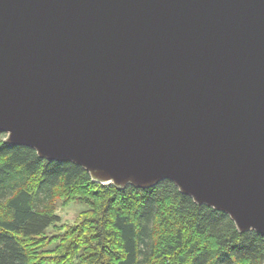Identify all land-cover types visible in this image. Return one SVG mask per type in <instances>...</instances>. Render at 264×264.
<instances>
[{
	"label": "water",
	"instance_id": "obj_1",
	"mask_svg": "<svg viewBox=\"0 0 264 264\" xmlns=\"http://www.w3.org/2000/svg\"><path fill=\"white\" fill-rule=\"evenodd\" d=\"M0 133L264 236V0H0Z\"/></svg>",
	"mask_w": 264,
	"mask_h": 264
},
{
	"label": "trees",
	"instance_id": "obj_2",
	"mask_svg": "<svg viewBox=\"0 0 264 264\" xmlns=\"http://www.w3.org/2000/svg\"><path fill=\"white\" fill-rule=\"evenodd\" d=\"M0 133V264H264V236L168 179L99 183ZM87 204L59 224L55 202ZM52 229V230H51Z\"/></svg>",
	"mask_w": 264,
	"mask_h": 264
},
{
	"label": "rangeland",
	"instance_id": "obj_3",
	"mask_svg": "<svg viewBox=\"0 0 264 264\" xmlns=\"http://www.w3.org/2000/svg\"><path fill=\"white\" fill-rule=\"evenodd\" d=\"M86 208L87 204L77 200L72 201L68 204H64L62 199H58L55 202V212L60 216L59 224H62L64 222H73L74 219H76L77 214L81 210H84Z\"/></svg>",
	"mask_w": 264,
	"mask_h": 264
}]
</instances>
